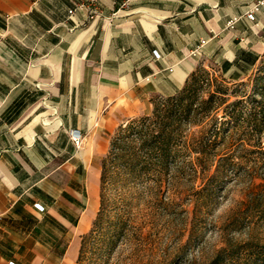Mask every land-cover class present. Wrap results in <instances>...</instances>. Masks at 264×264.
Masks as SVG:
<instances>
[{
	"label": "crops",
	"instance_id": "1",
	"mask_svg": "<svg viewBox=\"0 0 264 264\" xmlns=\"http://www.w3.org/2000/svg\"><path fill=\"white\" fill-rule=\"evenodd\" d=\"M80 1L0 0V264H78L108 137L200 66L240 82L264 57L256 0Z\"/></svg>",
	"mask_w": 264,
	"mask_h": 264
},
{
	"label": "rangeland",
	"instance_id": "2",
	"mask_svg": "<svg viewBox=\"0 0 264 264\" xmlns=\"http://www.w3.org/2000/svg\"><path fill=\"white\" fill-rule=\"evenodd\" d=\"M203 67L235 84L250 82L264 68V57L240 82L225 77L216 65ZM118 130L108 137L103 160ZM120 149H127L125 157L108 165L103 218L95 235L87 239L80 264H264V211L247 207L253 182L262 181L245 175L227 181L209 209L195 212L202 184L185 157L173 158L167 168H160L139 147L135 162L129 145ZM239 220L242 226L236 225ZM228 248L237 251L217 262L218 253Z\"/></svg>",
	"mask_w": 264,
	"mask_h": 264
},
{
	"label": "trees",
	"instance_id": "3",
	"mask_svg": "<svg viewBox=\"0 0 264 264\" xmlns=\"http://www.w3.org/2000/svg\"><path fill=\"white\" fill-rule=\"evenodd\" d=\"M153 106L151 115L119 128L110 154L102 163V190L108 179V165L125 157L127 149L120 148L126 144L134 151L133 162L139 161V147L160 168H167L173 158L185 157V164L193 166L194 177L202 184L196 194L195 212L209 209L219 187L243 175L262 181L253 182L249 190L248 211H264V68L252 81L235 84L214 77L200 66L178 94L158 98ZM101 208L90 235L83 238L78 264L87 239L101 224L105 210L102 194ZM242 221L236 225L242 226ZM235 251L221 250L216 261L232 257Z\"/></svg>",
	"mask_w": 264,
	"mask_h": 264
},
{
	"label": "built area",
	"instance_id": "4",
	"mask_svg": "<svg viewBox=\"0 0 264 264\" xmlns=\"http://www.w3.org/2000/svg\"><path fill=\"white\" fill-rule=\"evenodd\" d=\"M102 0H81L78 4L76 10H94ZM114 4H117L119 0H112ZM264 9V0H256L255 4L248 10L245 17L252 23L258 22V15ZM76 10H71L70 15L72 16ZM242 20L241 18H234L230 23L229 27L234 28L235 25ZM206 44L203 42L202 45ZM201 55V48H198L194 53L193 56L197 57ZM70 136L74 144L81 148L84 145L85 136L81 130L72 129L70 131Z\"/></svg>",
	"mask_w": 264,
	"mask_h": 264
}]
</instances>
